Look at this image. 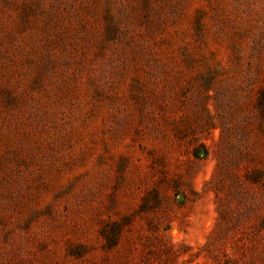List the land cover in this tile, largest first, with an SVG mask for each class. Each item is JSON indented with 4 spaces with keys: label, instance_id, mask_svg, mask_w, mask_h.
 I'll return each mask as SVG.
<instances>
[{
    "label": "rangeland",
    "instance_id": "obj_1",
    "mask_svg": "<svg viewBox=\"0 0 264 264\" xmlns=\"http://www.w3.org/2000/svg\"><path fill=\"white\" fill-rule=\"evenodd\" d=\"M0 264H264V0H0Z\"/></svg>",
    "mask_w": 264,
    "mask_h": 264
}]
</instances>
